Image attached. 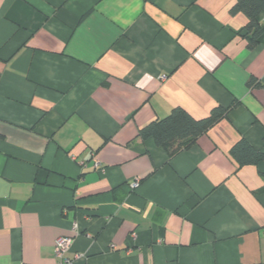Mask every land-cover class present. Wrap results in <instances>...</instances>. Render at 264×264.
<instances>
[{
    "label": "crops",
    "instance_id": "1",
    "mask_svg": "<svg viewBox=\"0 0 264 264\" xmlns=\"http://www.w3.org/2000/svg\"><path fill=\"white\" fill-rule=\"evenodd\" d=\"M235 2L0 0V264L61 237L76 264H264V161L231 157L264 153V33ZM178 107L228 112L169 158L138 131Z\"/></svg>",
    "mask_w": 264,
    "mask_h": 264
},
{
    "label": "trees",
    "instance_id": "2",
    "mask_svg": "<svg viewBox=\"0 0 264 264\" xmlns=\"http://www.w3.org/2000/svg\"><path fill=\"white\" fill-rule=\"evenodd\" d=\"M230 12L246 15L248 21L243 31L244 38L248 42V48L254 49L264 33V23L260 20V16L264 15V0H236ZM227 112L228 109L215 107L208 117L195 119L183 108H174L166 117L141 128L138 137L142 140H153L166 151L169 158H173L191 147L199 137L225 117ZM231 157L239 167L264 161V153L256 150L245 139L232 147Z\"/></svg>",
    "mask_w": 264,
    "mask_h": 264
},
{
    "label": "built area",
    "instance_id": "3",
    "mask_svg": "<svg viewBox=\"0 0 264 264\" xmlns=\"http://www.w3.org/2000/svg\"><path fill=\"white\" fill-rule=\"evenodd\" d=\"M162 80L166 79V75L161 76ZM95 167L100 168L101 164L98 161H95ZM140 180L135 179L130 183L131 189H136L139 186ZM73 244V238L61 237L58 238L54 246V254L57 263L56 264H76L77 260H80L82 257L80 255L70 256L71 246Z\"/></svg>",
    "mask_w": 264,
    "mask_h": 264
}]
</instances>
